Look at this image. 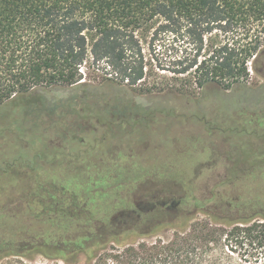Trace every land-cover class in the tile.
<instances>
[{
    "label": "trees",
    "instance_id": "16d2710c",
    "mask_svg": "<svg viewBox=\"0 0 264 264\" xmlns=\"http://www.w3.org/2000/svg\"><path fill=\"white\" fill-rule=\"evenodd\" d=\"M90 59L93 71L103 72L101 84H94L98 74L83 76ZM258 59L264 60V0H0V105L42 87L68 88L83 93L73 105L80 103L84 117L88 98L107 89L186 95L180 91L245 85L249 63ZM67 99L58 106L73 107ZM247 155L244 169L228 164L206 191L195 170L186 177L130 175L132 156L126 163L88 154L56 158L52 170L78 184L52 178L71 192V202L27 219L32 208L19 183L0 206V264L35 252L63 264H264V158ZM152 175L178 189L144 207L135 190ZM166 229L174 230L169 239L130 240Z\"/></svg>",
    "mask_w": 264,
    "mask_h": 264
},
{
    "label": "rangeland",
    "instance_id": "374dc122",
    "mask_svg": "<svg viewBox=\"0 0 264 264\" xmlns=\"http://www.w3.org/2000/svg\"><path fill=\"white\" fill-rule=\"evenodd\" d=\"M144 50L149 57L147 44ZM249 66L247 84L228 90L210 85L203 91L181 90L186 94L181 95L107 89L88 98L91 109L84 117V112L77 111L80 103L73 105L83 93L68 88L42 87L1 104L0 168L5 170L0 173V206L11 201L19 183L27 186L25 200L32 208L27 219L34 218L43 207L71 202V192L52 181L63 180L66 186L78 187L63 171L52 170L53 160L67 155L81 158L88 154L107 160L119 157L125 163V158L132 156L136 169H128L130 175L155 171L186 177L195 170L199 189H211L221 182L228 164L237 163L242 170L247 154L264 158V60L250 62ZM81 70L87 79L98 74L94 84H101L103 72L93 71L92 59ZM67 97L73 107H59ZM56 104L54 110L50 109ZM243 146L251 148L249 153ZM15 158L21 161H17L20 166L14 163ZM22 160H29V167ZM162 162L169 168L162 165L164 169L160 170ZM126 170L121 167L117 171ZM38 188L44 190L43 196L35 193ZM48 189L53 193L48 195ZM176 189L174 182L152 175L139 183L134 198L145 207ZM197 216L204 218L202 214ZM173 233L166 229L147 237L131 236L130 240L151 244L158 238L169 239ZM1 264L63 263L35 252L30 257L5 258Z\"/></svg>",
    "mask_w": 264,
    "mask_h": 264
}]
</instances>
